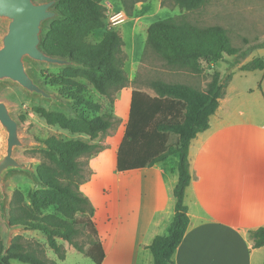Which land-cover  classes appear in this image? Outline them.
I'll list each match as a JSON object with an SVG mask.
<instances>
[{
  "label": "trees",
  "instance_id": "1",
  "mask_svg": "<svg viewBox=\"0 0 264 264\" xmlns=\"http://www.w3.org/2000/svg\"><path fill=\"white\" fill-rule=\"evenodd\" d=\"M55 1L53 7L59 15L46 22L40 48L47 54L69 57L75 62L61 66L59 74L47 76V84L67 101L68 110L37 106L34 112L46 124L76 136L49 135L42 140L40 151L44 160L35 168L39 185L28 191L27 201L23 193L15 189L8 202L7 217L12 227L42 233L57 259L65 258V248L57 240L61 238L95 264H100L103 249L92 220L94 207L79 186L88 179L84 175L88 169L84 159L103 147L93 141L117 124L119 118L110 107L101 112V104L85 94L81 80L112 102V95L129 84L124 70L123 40L114 28H106L103 0ZM119 1L126 14H131L134 4L142 0ZM170 1L185 11L196 10L207 2ZM96 30H102L101 37L90 41L89 35ZM145 44L166 66L196 74L203 71L204 63H214L238 51L223 26H199L184 15L151 22L146 29ZM256 69L264 72L262 56L239 66L241 71ZM230 77L231 74H227L223 81L221 74L213 70L203 90L182 82L153 79L146 84L153 91L152 95L139 87L131 91L128 118L117 149L116 169L151 166L170 155L178 157L177 181L173 188L174 213L167 232L156 235L148 246L152 264H174L173 252L189 222L183 202L190 180L189 143L208 127L209 116L217 108ZM170 135L175 136L173 143L168 142ZM77 213L84 216L76 218ZM83 236L84 240L80 241ZM249 237L254 247L263 246L264 226L250 230ZM12 259L28 264H58L46 255L45 246L39 240L16 233L6 241L0 232V264H11Z\"/></svg>",
  "mask_w": 264,
  "mask_h": 264
},
{
  "label": "crops",
  "instance_id": "2",
  "mask_svg": "<svg viewBox=\"0 0 264 264\" xmlns=\"http://www.w3.org/2000/svg\"><path fill=\"white\" fill-rule=\"evenodd\" d=\"M252 71H259L252 86L227 82L208 127L190 140V180L183 198L189 222L173 252L174 264H264V245L254 247L249 237L250 230L264 226V72ZM132 89H121L128 91L125 112L118 115L121 128L93 141L103 147L87 157L90 174L79 186L94 207L92 220L103 249L100 264H152L148 246L167 232L174 213L177 160L173 165H167L168 157L151 166L116 169ZM57 240L65 248L62 260L44 246L58 264L79 252Z\"/></svg>",
  "mask_w": 264,
  "mask_h": 264
},
{
  "label": "rangeland",
  "instance_id": "3",
  "mask_svg": "<svg viewBox=\"0 0 264 264\" xmlns=\"http://www.w3.org/2000/svg\"><path fill=\"white\" fill-rule=\"evenodd\" d=\"M38 1V0H36ZM105 7V26L109 28V19L119 13H123L122 21L112 26L122 37V50L125 54L124 70L128 75L129 84L127 87H139L150 93L153 91L146 85L149 80L160 79L167 82H182L198 89H205L210 74L217 70L221 74V80L226 81L227 74H231L228 81L235 87L244 88L252 86L259 78V71H241L239 66L256 56H264V0H207L200 8L192 11H185L178 8L170 0H142L134 4L131 14H126L119 0H103ZM184 15L190 22L199 25L219 24L223 26L231 40V43L238 51L234 55H225L219 61L204 63L201 73H193L188 69L172 68L166 66L154 52L145 44L147 26L158 19L171 16ZM102 30H96L89 35L90 41H96L101 37ZM28 67L33 76L40 81L48 90L56 93L55 89L47 84V76L59 74L61 66L46 63L28 62ZM85 94L92 100L99 102L102 106L101 112L110 107L113 114L118 117L125 112L127 101V90H117L113 95V101L105 95L95 91L90 83L81 80ZM123 89V88H122ZM127 89V88H125ZM122 96L124 99L122 100ZM117 99V107L115 100ZM0 100L6 101L13 116L18 120L19 135L25 146L15 150V156L26 165H31L33 170L44 160L41 153L43 148L42 140L49 135L58 138H70L76 135L70 134L56 126L46 124L44 119L34 112V108L42 106L45 108H57L45 100L27 96L19 86L15 84H4L0 87ZM67 102V101H66ZM122 105V106H121ZM248 106L247 104L244 105ZM59 109V108H58ZM124 109V111H123ZM63 110V109H61ZM67 112V110H63ZM107 132H117L122 125V119ZM175 136L170 135L168 142L173 143ZM3 134L0 132V151L3 147ZM97 143V142H96ZM103 146L100 143H97ZM176 155L168 158L167 165H173L172 160H177ZM87 161V158L84 159ZM88 168V167H87ZM89 168L84 171V175L89 176ZM37 187L34 182L23 174H12L5 181V191L7 193L6 209L8 202L15 189L20 190L26 198L30 189ZM48 210H52L49 208ZM47 210V211H48ZM81 213L76 214V218H82ZM0 232L5 236L6 241L20 233L28 238H34L44 242L42 233L26 235L22 228H11L8 232L6 225L0 217ZM84 236L80 241L84 240ZM87 247V245H86ZM64 264H93L94 262L85 254L73 252V256L68 254L63 261ZM62 263V264H63ZM12 264H27L12 260Z\"/></svg>",
  "mask_w": 264,
  "mask_h": 264
},
{
  "label": "water",
  "instance_id": "4",
  "mask_svg": "<svg viewBox=\"0 0 264 264\" xmlns=\"http://www.w3.org/2000/svg\"><path fill=\"white\" fill-rule=\"evenodd\" d=\"M55 0H0V87L15 84L29 97L45 100L53 106L68 110L67 102L48 90L31 73L28 62L66 66L75 64L69 57L54 56L40 48L42 30L47 21L58 17ZM0 217L9 232L13 228L7 217L5 181L12 174L29 177L36 186L39 181L31 165L18 160L15 150L25 146L19 135L18 120L10 105L0 100Z\"/></svg>",
  "mask_w": 264,
  "mask_h": 264
},
{
  "label": "built area",
  "instance_id": "5",
  "mask_svg": "<svg viewBox=\"0 0 264 264\" xmlns=\"http://www.w3.org/2000/svg\"><path fill=\"white\" fill-rule=\"evenodd\" d=\"M122 15H124L123 13H119V14H116L114 16H112L109 21H110V25L109 27H112L116 24H118L119 22H121L123 19H122Z\"/></svg>",
  "mask_w": 264,
  "mask_h": 264
}]
</instances>
